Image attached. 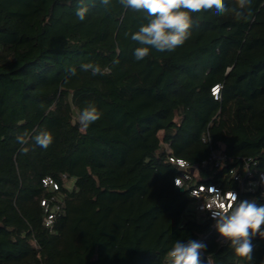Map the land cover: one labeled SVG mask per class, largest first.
I'll return each instance as SVG.
<instances>
[{
  "label": "trees",
  "instance_id": "1",
  "mask_svg": "<svg viewBox=\"0 0 264 264\" xmlns=\"http://www.w3.org/2000/svg\"><path fill=\"white\" fill-rule=\"evenodd\" d=\"M193 20L182 46L137 61L131 34L143 14L118 0H0V264H169L176 240L203 243L202 264H245L191 189L239 190L230 171L246 164L264 173V0L244 18L209 10ZM88 103L102 115L85 130ZM42 130L47 149L33 139ZM213 152L226 157L220 167L205 164ZM170 157L198 176L178 187L184 172ZM242 200L264 204L259 193ZM253 244L264 264V238Z\"/></svg>",
  "mask_w": 264,
  "mask_h": 264
},
{
  "label": "clouds",
  "instance_id": "2",
  "mask_svg": "<svg viewBox=\"0 0 264 264\" xmlns=\"http://www.w3.org/2000/svg\"><path fill=\"white\" fill-rule=\"evenodd\" d=\"M112 0H100L108 8ZM125 9L143 14L145 21L139 29L131 34V40L139 46L134 51L137 61L148 57L151 50L159 53L172 52L182 46L191 36L193 14L211 10L217 16L231 13L238 18L251 14L252 0H235L228 6L225 0H118ZM89 12L88 5L77 8L76 16L84 21ZM127 35V34H126ZM81 70H91L93 74H100L99 65L91 63L81 64ZM71 75H76V68L68 69ZM102 113L94 103H88L78 114V123L82 129H87L98 121ZM21 145L27 142V133L16 137ZM35 143L47 149L53 143V136L47 130L40 131L33 137ZM28 148L21 151L27 152ZM176 184L180 187L178 179ZM214 193L215 190L211 189ZM215 207L209 208L216 221L215 228L223 242L228 244L235 256L245 261V264H255V245L253 238L259 235L264 238V204L256 200L237 201L235 193H231L227 202V194L222 197L218 193L214 196ZM206 246L196 240L181 242L176 240L167 252L169 264H202L201 252Z\"/></svg>",
  "mask_w": 264,
  "mask_h": 264
},
{
  "label": "built area",
  "instance_id": "3",
  "mask_svg": "<svg viewBox=\"0 0 264 264\" xmlns=\"http://www.w3.org/2000/svg\"><path fill=\"white\" fill-rule=\"evenodd\" d=\"M221 86H216L212 89V95L214 100L218 101L221 98L220 89ZM206 139H204L205 141ZM225 155L221 153L213 152L205 164H215L216 167H220L225 159ZM170 162L173 163L176 167L180 168L184 172V179L178 178V183L180 187L183 186L185 180L189 181L192 180L193 177H197L198 173L196 170L192 169L190 163L181 159H175L174 157L169 158ZM231 176L233 177V181L238 183L239 190L237 189H225L221 183L219 184H195L192 187V196L195 200L196 210L197 212L205 217L211 218L212 211L209 208L215 207V194H219L220 196H224L225 193L227 194V202L230 203L231 193H235L237 196V201L239 202V197L242 192H249V193H259L264 196V173H254L249 165H245L242 171H237L236 169H232L230 171ZM177 180V179H176ZM176 184V181H175ZM44 185L46 187H57V184L52 179H46L44 181ZM177 185V184H176ZM211 189L215 190L213 193ZM48 202H42V205L47 208L48 211ZM58 208V207H57ZM55 219V214L50 213L48 214L47 219L45 220V224L48 227H51ZM203 254V250L201 252Z\"/></svg>",
  "mask_w": 264,
  "mask_h": 264
},
{
  "label": "rangeland",
  "instance_id": "4",
  "mask_svg": "<svg viewBox=\"0 0 264 264\" xmlns=\"http://www.w3.org/2000/svg\"><path fill=\"white\" fill-rule=\"evenodd\" d=\"M221 238V237H220ZM222 239V238H221Z\"/></svg>",
  "mask_w": 264,
  "mask_h": 264
}]
</instances>
